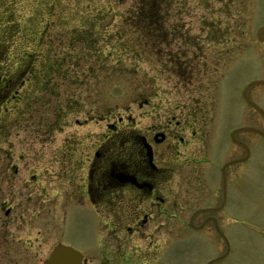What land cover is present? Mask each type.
Masks as SVG:
<instances>
[{
  "label": "rangeland",
  "instance_id": "rangeland-1",
  "mask_svg": "<svg viewBox=\"0 0 264 264\" xmlns=\"http://www.w3.org/2000/svg\"><path fill=\"white\" fill-rule=\"evenodd\" d=\"M263 25L264 0H0V84L22 80L0 104V159L48 179L67 153L79 174L106 123L177 132L150 264H264V134L246 129L264 131V115L243 96L264 80ZM247 96L264 111V84ZM19 174L15 188L34 190ZM24 193H0L13 206L0 207V264H44L57 248L50 210L31 214L51 201L20 205ZM221 201L218 229L197 227L205 213L191 224Z\"/></svg>",
  "mask_w": 264,
  "mask_h": 264
},
{
  "label": "flooded vegetation",
  "instance_id": "flooded-vegetation-1",
  "mask_svg": "<svg viewBox=\"0 0 264 264\" xmlns=\"http://www.w3.org/2000/svg\"><path fill=\"white\" fill-rule=\"evenodd\" d=\"M21 82L11 78L4 85L0 84V104L7 95L10 94V98L12 93L15 94ZM106 128L108 132L97 139L91 156H84L79 174L75 173L72 153L61 155L62 163L58 164V169L45 173L48 179L37 176L44 170L33 169L27 174L26 170H19L17 163L1 158L0 193L19 194L25 190L20 196V205L33 199L50 200L49 207L44 204L31 214H49L50 210L51 220L48 217L42 224L58 240L55 248L60 244L72 246L78 250L84 264H150L154 218L162 219L156 228H163L170 216L171 173L175 166L172 155L177 145L174 140L176 137L182 140V136L151 125L144 133L123 131L113 122L106 123ZM171 138H174L173 145H166ZM232 139L244 147L246 156L249 147L235 136ZM66 158L71 162L64 163L62 160ZM233 160L240 161V158ZM11 165L13 169H10ZM19 173L37 183L34 190L33 186L27 187V179L22 180L25 185L19 184L15 188V176H21ZM42 191L54 192L55 196L52 200L44 199ZM6 196L0 199V207L5 209L4 218L10 216L13 208ZM59 198L63 199L60 206ZM184 204L179 205L184 207ZM222 207V201L218 206L199 207L189 221L192 224L195 217L205 213L197 227L203 229L212 222L218 229L214 213Z\"/></svg>",
  "mask_w": 264,
  "mask_h": 264
},
{
  "label": "water",
  "instance_id": "water-1",
  "mask_svg": "<svg viewBox=\"0 0 264 264\" xmlns=\"http://www.w3.org/2000/svg\"><path fill=\"white\" fill-rule=\"evenodd\" d=\"M262 29H264V25L260 28V31ZM256 83L264 84V80L258 79V80H254L253 82L249 83L246 86V88L244 89L243 96L248 102H250L253 106H255L257 109H259L264 115V111L255 102L250 100L249 97L247 96L248 88L251 85L256 84ZM247 128L256 130V131L264 134V131H260L256 128H253V127H247ZM237 130L238 129H235L234 131H232V133H231L232 138L234 137V133ZM146 147L149 148L148 145H146ZM147 154L150 158V150L149 149H148ZM226 166H227V163L222 168L224 185H225V167ZM44 264H84V263L81 261V255L78 252V250H76L75 248H73L71 246L62 244V245L58 246L55 250L52 251L49 258L44 262Z\"/></svg>",
  "mask_w": 264,
  "mask_h": 264
},
{
  "label": "trees",
  "instance_id": "trees-1",
  "mask_svg": "<svg viewBox=\"0 0 264 264\" xmlns=\"http://www.w3.org/2000/svg\"><path fill=\"white\" fill-rule=\"evenodd\" d=\"M145 13H147L150 17V7L147 9V12H145Z\"/></svg>",
  "mask_w": 264,
  "mask_h": 264
}]
</instances>
